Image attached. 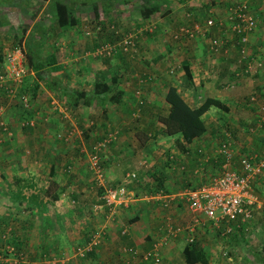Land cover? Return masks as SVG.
<instances>
[{
    "label": "crops",
    "instance_id": "crops-1",
    "mask_svg": "<svg viewBox=\"0 0 264 264\" xmlns=\"http://www.w3.org/2000/svg\"><path fill=\"white\" fill-rule=\"evenodd\" d=\"M29 1L30 5H25V8L0 5V16L7 21L4 24L7 27L0 24V60L4 63L7 52L20 46L23 50L22 60L27 65L29 57L33 56L27 49L26 40L34 31L42 38L44 55H53L54 64H59L51 73L58 75L69 87L88 92V96L79 94L80 101L73 105L71 97L39 81L37 95L27 107L32 115L20 117L17 114L19 101L3 103L7 104L5 117L12 134L6 133L0 142V230L5 231L6 227L9 233L7 239L0 238V248L3 249L0 252V264H121L124 261L126 264H148L142 252L162 236L168 235L166 231L172 225L179 230L169 236L166 244L160 246L161 264H169L175 255L183 256L182 250L188 237L194 235V239H197L198 233H201L199 229L203 230L207 221V218L200 217L199 226L190 229L189 225L198 215L189 209L186 200L179 195L182 185H197L208 180V176L220 166L223 155L219 152L217 142L220 139L212 132V128L221 123L210 125L213 122L208 123L206 120V117L214 118L212 113L215 111L221 113V109L215 106L203 115L206 131L191 141L180 137L181 146L176 141L177 134L165 135L160 131L158 115L167 110V83L176 86L184 99L193 106L200 104L205 96L223 100L229 107L231 122L228 126L233 129L232 141L238 151L249 154L264 150V111L261 110L258 93L262 84L260 68L264 66V33L261 39L255 34L256 28L248 35L245 46L251 54L250 60L254 67L249 73L245 71L244 63L238 61L239 42L237 45L231 42L233 36L228 35V29L216 24L217 20L225 24L229 22L228 7L235 1L245 0H201L209 1L215 24L207 26L198 19L196 22L201 24L204 32L191 40L181 35V39L173 41L169 37L177 27L186 26L183 24L187 19L185 7L181 0H148L155 10L148 15L141 5L143 13L139 16L133 15V12L122 15L105 13L103 10L92 13L87 0H71L77 21L67 26L53 24L50 0H45L41 5H37V0ZM124 4L127 2L124 1ZM250 11L257 19V27L260 22L263 25L262 14L257 10ZM38 21L41 26L35 28ZM146 21L156 23L157 28L154 33L136 34L132 47L134 52L137 51L136 57L133 55L131 59L122 54L123 51L109 58L106 55H94L93 50L97 46L109 43L110 35L112 38L123 36L131 30L136 31ZM173 27L175 29L171 31ZM169 33L167 39L170 41H166L165 36ZM223 35L230 40L223 41ZM9 36L16 40L8 39ZM18 36H23L21 42ZM214 37L221 40L220 48L211 46ZM253 44L260 52L249 51ZM185 59L189 61L190 77L185 75L182 67ZM110 60L120 70L118 74L110 67ZM172 63L175 68L180 66L178 77L173 81L165 80L160 71ZM84 64L91 70L89 77L84 74ZM142 65L145 69H141L143 74L140 77L133 76L134 73L131 78L122 74ZM109 69L113 70L110 75ZM149 70L154 71L157 77H152ZM34 72L31 69L29 73L33 74L32 81L37 79ZM254 74L255 78H251ZM152 79L156 82H151ZM235 80L237 86L233 85ZM229 85H233V88L226 90ZM136 89L139 90L137 94ZM1 98L4 101L6 98L12 99L0 92ZM52 102H57L59 109H54ZM22 119L30 123L22 124ZM70 124L74 125V135L81 137L80 133L86 132L82 137L89 150L85 149L82 138L69 142L56 139L55 133L69 130ZM111 130L115 132L114 138L101 152L106 183L117 185L128 173L134 171L137 174L127 183L135 195L113 210L100 198L101 187L95 184L87 162L92 144ZM15 135L20 139L15 138ZM77 153L87 154V159L84 156L81 163ZM198 163H202V167L203 164L208 165H205L208 168L205 176L202 173L198 177ZM68 164L72 165L70 170L67 169ZM262 173L264 175V169ZM47 189L59 193L58 198L51 200ZM34 194L38 195V199H33ZM259 197L257 206L264 207V193ZM48 198L50 202L54 201L49 213L61 217L62 221L53 220L46 214L50 207ZM75 199L77 208L69 202L74 203ZM78 200L89 204L86 209L92 220L91 228L85 225L84 236L80 238L75 235L71 237L70 232L66 235L61 232L72 225L64 221L67 219L64 214L71 212L75 215L76 209L83 210L79 208ZM19 209L26 210V214L15 215L14 212ZM184 210L192 214L186 224L177 222L181 218L180 212ZM43 211L42 221L39 213ZM58 225L63 226L62 230ZM80 226L83 227L82 224ZM50 227L59 229L52 232ZM89 228L103 230L100 244L85 256H74L76 245L86 237ZM123 228H126V232L122 234ZM32 229L38 233L37 236L30 233ZM12 232L14 237L11 236ZM128 246L134 247L136 253L129 254L124 250ZM70 248H73L72 252ZM44 250H48L53 257L47 259L42 256ZM63 255L66 259L60 260L58 257ZM257 263L261 264L259 261Z\"/></svg>",
    "mask_w": 264,
    "mask_h": 264
},
{
    "label": "built area",
    "instance_id": "built-area-1",
    "mask_svg": "<svg viewBox=\"0 0 264 264\" xmlns=\"http://www.w3.org/2000/svg\"><path fill=\"white\" fill-rule=\"evenodd\" d=\"M209 10L213 11L212 8ZM250 10L251 8L246 0L235 1L228 7L227 13L230 27L240 34L242 44L239 47L238 61H246L245 71H250L252 68V60H248L247 55L249 52L245 43L248 41L249 33L257 28V19ZM212 22V16L206 20V24ZM153 24V22H149L145 26L141 25L136 31H129L121 40L114 44L107 42L97 46L93 50L94 55H110L112 52L117 51L118 48L123 51L129 50L134 45L136 34L143 30H153ZM180 29L185 31L188 36H195L204 32L199 22H195L193 27L182 26ZM174 36L176 37L177 34L175 33ZM219 42V38H213L211 46L217 48ZM22 53L23 50L20 46H16L7 52L5 61L0 67V90L3 91L0 92L6 93L9 98L18 96L17 98L22 101L23 105L29 107V95L26 93L18 95V88L23 80V75L26 74ZM135 93H139V90L136 89ZM51 104L54 109H59L60 107L57 102H52ZM260 106L261 110L264 111V104ZM6 109L7 104L0 103V132L11 135L12 132L5 117ZM21 123L29 124L30 122L24 119L21 120ZM74 133L75 130L72 128L66 131L60 130L55 133V137L68 140ZM114 135L115 132L111 130L103 138L96 140L88 152L87 160L95 184L103 188L100 198L111 210L135 195L134 192H131L127 183L137 175L133 171L128 173L121 180V183L117 185H108L106 183V175L101 162V152L107 143L114 138ZM219 152L225 155L221 171L198 185L185 186L179 192V195L186 200L189 209L198 215L194 222L189 225L191 230L195 229L196 225L199 226L200 217H204L214 224L227 223L228 225L225 226L227 231H229L232 227L246 224L253 216L254 206L259 202L257 193L255 194L253 191L252 182L255 175L263 172L264 150L260 152L252 151L247 155L239 156L238 160H236L235 156L238 153V148L230 140L227 143L222 142L219 146ZM235 161L239 163L237 168L233 167ZM71 168L72 165L68 164L67 169L70 170ZM178 230V227L169 226L166 231L168 235L162 236L160 240L153 242L147 250L142 252L144 260H147L148 264H161V245L166 244L169 236ZM125 232L126 228H123L122 234ZM102 235V229L98 228L96 231H92L83 244H78L75 247L74 253L78 256L86 255L100 244ZM193 239L194 235H190L187 240L190 242ZM124 250L129 254L136 253V249L132 246H128ZM121 264H126V261L121 262Z\"/></svg>",
    "mask_w": 264,
    "mask_h": 264
},
{
    "label": "trees",
    "instance_id": "trees-1",
    "mask_svg": "<svg viewBox=\"0 0 264 264\" xmlns=\"http://www.w3.org/2000/svg\"><path fill=\"white\" fill-rule=\"evenodd\" d=\"M50 1L52 2V8H53L52 20L55 23H57L59 26L73 25L76 23L77 18L74 14L75 9H73L71 6L72 5L71 0H50ZM44 2H45V0H37V5H41ZM181 2L183 3V6L185 7L184 12L186 14L185 16H186L187 20L190 18L189 15H191V14H193V17L195 19H199V14H200L203 17V19H201V20L206 24V20L208 18H211V16H212V18L214 17L213 11L209 10L210 9L209 1L204 2L201 0H181ZM143 7L146 10V11L144 10V12L148 15L152 14L153 11L155 10L154 9L155 6L152 5L150 2L144 3ZM93 8H94L93 10H95L96 6H94ZM32 9L34 10V6ZM94 12L95 11H93L92 13H94ZM218 21L219 20L216 21V24L218 23L224 29H228V31H227L228 35L232 34L233 38H231V39L232 40L236 39V41L239 42V47H240V44H242V42L240 41V34L237 31H234L230 27V23L227 22L225 24V23H221ZM195 22L196 21H194V23ZM194 23L193 22L192 23L184 22L183 24H186V26L188 25L187 27H193ZM36 24H37V28H39V26H41L40 21H38ZM155 24H153L154 27H153L152 31H155L157 28V26ZM212 24H215L214 19H213L212 23L206 24V25L210 26ZM180 27H177L176 31L174 32L177 34L176 37L174 36L175 39H178V37H181V35L189 37V38H195L196 37V35L195 36L186 35L185 34L186 32L182 31L180 29ZM35 28H36V25H35ZM35 30L38 31V29H35ZM131 31H135V30H131ZM152 31L151 30H143L142 34L145 33L147 35V34L153 33ZM125 34L123 36L120 35V37L119 36H117V37H119V40H121L125 36ZM35 36H37V35L34 33V31L31 32V34H29L27 37L26 43L28 46L27 49H28L29 53L31 52V48L34 47L33 51L35 52L34 53L35 56L32 54L33 57L32 58L29 57V59H28L29 63H27V64L29 65L30 69H34V71H35L34 75L36 76L37 79H36V81H32L31 79H28V77H23V80H22V82L18 88V95H20V93H26L29 95V97L31 99H34V97H36L38 89H39V85H40L39 81H43L48 86H51L52 88H54L58 92L71 97V102L73 103V105H77L78 101H80L79 99H81V95H79V94H83L82 96H84V95L88 96V92H86V91L83 92L82 89H76V88L69 87L68 84H64L62 82V80L60 79V77L58 75H55V74L53 75L51 73V71L53 69L59 67V64L58 65L54 64L55 63V57H53V55L41 56L39 54V52L37 50L38 48H36V42H35V46L33 44H31V39H33ZM19 37L20 36H18V38ZM39 37H41V36H39ZM112 38H114V37H112ZM112 38L110 35L109 43H111V44H114L117 41H119V40H117V41L113 42ZM214 38H217V37H214ZM228 38L229 37H227L225 35H223V37H222L223 41H226V39H228ZM228 40H230V38ZM228 40H227V42H228ZM220 45H221V40L219 42V46H217V47L220 48ZM118 51L122 52L123 50L118 48L117 51H114L110 55H106V56L111 57L113 55H117ZM247 57H248V59H250L251 54L249 53L247 55ZM150 62H148L149 65L151 64ZM242 63H244V66H246V61L243 60ZM2 64H3V60L2 61L0 60V67L2 66ZM188 64H189L188 60L185 59L182 61V67L185 71V75L187 77H190L191 73H190ZM147 78H150V77H147ZM261 87L262 88H260V90H259L260 91L259 92V99L261 100L260 105H263L264 104V86H261ZM5 95H6V93H5ZM83 99L86 100V98H83ZM165 102L167 104V110L165 112L161 111L158 115V121L161 125L160 131L165 135L177 134L176 141L180 146L182 145V141L180 140V137H183L187 141H191L195 137L200 136L201 134H203L206 131L207 126H206L205 120L203 118V115L212 106L220 108L221 113H222V114L220 113V115H219V117L221 119V121H220L221 125L218 127L212 128L213 129L212 132L214 134H216V137L218 139H220L217 141L218 145L220 146L222 144V142L227 143L228 141L232 140V136L234 135L233 129H231V127L228 126L229 119H230V116L228 113L229 107L220 98L215 97V96H205L202 99V101L200 102V104H198L197 106H193V105H190L184 99L183 95L178 91L176 86H174L173 84H170L168 82L166 93H165ZM17 106L19 107V111L17 112V114H19L20 117H22V116L28 117V116L32 115L31 110L29 111V108L24 106L22 101H20V99H19V102L17 103ZM210 125H213V123H211ZM217 138H215V139L217 140ZM222 155H223L222 156L223 159H221V164H220L221 169H222V164H223V161L225 158L224 153ZM242 155H247V154H245L239 150L237 155L235 156L236 157L235 159L238 160V157L239 156L241 157ZM235 163L239 164L238 161H235ZM219 172H217V173H219ZM262 174L263 173L261 172V173L255 175V178L253 179V182H252V185H254V189L255 190L257 189L261 194L264 193V180H262L263 179ZM213 175H215V174L214 173L210 174V176H208V179H209V177L211 178V176H213ZM256 181H261V183L258 185V184H256L257 183ZM102 190H103V188H101V191ZM47 191L49 193V198L51 200H55L58 198L59 193H57L55 191L52 192L50 189H47ZM32 196H33V199H36V198L38 199V195L34 194ZM244 223H246V222H244ZM97 229L98 228H95L93 230L90 229L91 231L88 230V234L86 233L87 234L86 237H84L78 244H83L84 241L87 240V238L90 236L91 232L96 231ZM13 233L14 232H12V235H11L12 237H14ZM5 234H7V233H5ZM196 236L197 235H195V237ZM196 238L197 239H193L190 242L188 241L182 250L183 259L187 263H197V262L205 263L206 262V260L204 259L203 241L201 240V237H196ZM16 246L18 247L19 245H16ZM19 247L21 248V246H19ZM94 250L95 249H92L91 252H93ZM41 254H42V256H46L45 258H47V259L53 257L52 255H50L48 253V250H44V252H42ZM254 259H255V261H259L261 264H264V249L261 252L256 253V257H254ZM57 264H61V263L59 262Z\"/></svg>",
    "mask_w": 264,
    "mask_h": 264
},
{
    "label": "rangeland",
    "instance_id": "rangeland-1",
    "mask_svg": "<svg viewBox=\"0 0 264 264\" xmlns=\"http://www.w3.org/2000/svg\"><path fill=\"white\" fill-rule=\"evenodd\" d=\"M124 1L127 2V4H124ZM130 1L131 0H87V3L89 4V7H90V9L92 11H100V10H103L105 13L116 12V13L122 14V15L131 14L133 12V15H138L139 16L140 14L143 13L142 8H141V5H143L146 2H150L148 0L147 1H144L143 0L144 2H142V0H133L132 2H130ZM0 2H1L0 5L10 4L11 7H14V5H16V6H20L22 8H25V5H30V1L29 0H0ZM247 3L249 5V7L251 8V10H255V11L257 10V11L260 12V14H262V18H263L262 19V23H263V25L260 22V25L257 27V30L255 31V34H258V36L261 39H263V33H264V0H247ZM159 4H162V3H159ZM94 6H96L95 10H93L94 9L93 8ZM82 13H84V12H82ZM189 16H190V18L188 20L186 19L185 22H187V23L188 22L189 23H192L193 22L194 23V21H197L198 20V19H195L193 17V14H191ZM200 19H203V17H202V15L199 14V20ZM6 22H7L6 21V18L3 17V16L2 17L0 16V24L2 26H4V24ZM149 22H151V21H146L142 25L145 26ZM53 24L56 25L57 23L54 22ZM35 25H36V28H37V24H35ZM177 26H178V24H177ZM4 27H7V26H4ZM175 27H173L171 29V31H174ZM11 29H13V28H11ZM13 30L16 32L15 29H13ZM41 30H42V28H41ZM155 31H152V32L154 33ZM170 33L168 34L167 37L165 36L166 41H170V40L173 41L175 39V37L173 38V36L175 35V33L171 34V37L172 38L169 37L170 36ZM141 35H143V34H141ZM141 35H140V38H141ZM39 36L40 35H37L33 39H31V44H33L35 46V42H36V48H38L37 50H38L39 54L41 56H45L44 55V52H42V51H44V49L41 47L42 44H43L42 43V39ZM5 37L7 38V36H5ZM119 37L112 38L113 39L112 41L115 42V41L119 40ZM168 37L170 38V40L167 39ZM185 38L187 40H191L192 39V38H187V37H185ZM8 39H12L14 41L16 40L15 37L13 38V37H10V36H9ZM22 39H23V36L18 41L21 42ZM179 39H181V37H178V39H176V40H179ZM231 42H233L235 45H237L236 39L231 40ZM33 49H34V47L31 48V53L34 55L35 52L33 51ZM147 50H149V49L147 48ZM249 51H251V52H255V51L256 52H260L258 49H256V44H255V46H254V44L251 45V47H249ZM123 52L124 53H122V54H125L126 56H129L131 59L134 56L135 57L137 56V51L134 52V50L132 49V47H130V49L128 51H123ZM133 52L135 54H132ZM233 52L235 53L236 51H233ZM120 53H121V51H118L117 54H120ZM140 53H143V51L140 52ZM144 53H149V52L144 51ZM149 54H151V53H149ZM149 54H146V56H149ZM0 55H1V52H0ZM144 60H146V59L144 58ZM108 63L110 65V67L113 70H115V73L118 74L120 70H118L116 67H114V65L112 64V60L108 61ZM169 63H170V61H169ZM23 64H24L25 70H26V74H24L23 77H28V79H32L33 74H29L30 73V70H31L30 67H29V65L28 64L25 65L24 62H23ZM173 65H174V63H172L171 66H169L167 64V66L164 67L160 71V73H162L164 75V79L165 80H169L170 79L171 81H173L174 79H176L178 77L177 76V73L180 70V66L179 67H176L178 70H175L176 68ZM84 67H85V68H83L84 71H85L84 74L85 75H88V77H89L91 75V72H90L91 70L89 71L88 70L89 68L85 64H84ZM112 69H109V75L113 72ZM141 69H143V70L145 69L144 65L139 66L137 69H134L132 71L126 70V72H123L122 74L123 75L126 74L127 77L131 78L132 77V74L134 73L133 76L140 77L141 74H143V70H141ZM252 70H254L253 64H252L251 70L248 71V72L250 73ZM260 70H261L260 72L262 73L261 74V76H262L261 77L262 84H260L259 90H260V88H262L261 86H264V66L261 67ZM148 73L152 77L153 76H156L157 77V75H155V72L154 71H150L149 70ZM255 73H257V72H255ZM171 74H173V75H171ZM254 76H255V74L253 75V77L251 76V78H255ZM149 79L150 78H148V80ZM151 82H156V80L152 79ZM233 85L234 86H237L236 80L233 82ZM233 85H229V88L226 87V90H231L233 88L232 87ZM259 90H258V93L260 92ZM158 94H159V92H158ZM32 100L33 99H31L29 97V104H30V101H32ZM18 101H19V99L17 97L12 98L10 100H8L6 98L5 101H4L3 98H1L0 103H8V102H10L11 104H13V102L16 103ZM215 108H217V107H215ZM212 115H213L214 118H212L210 116V117H206L207 119L206 118L205 119L207 120L208 123H210L212 121L213 124H218L221 121L220 120V117H219L220 113L218 111H215V112L212 113ZM230 119H231V116H230ZM74 121H75V119H74ZM230 122L231 121L229 120V123ZM72 126H74V125L70 124V128H72ZM89 126H91V125H89ZM51 133L54 134L52 130H51ZM84 133H86V132L83 131V132L80 133L81 134V137L76 136V135H73L72 137H70L65 142L72 141L73 139L74 140H77L79 138H82L83 139L82 142L84 143L85 149H88V146L86 145L87 144L86 143V140L84 139V137H82V136H84ZM4 136H6V135L3 134V132H0V137H4ZM14 137L17 138V139H20L16 135ZM232 138H233V136H232ZM13 140H14V138H13ZM58 140H60V139H58ZM62 141H64V140H62ZM0 142H1V140H0ZM82 152L85 153V151H82ZM83 154L82 153L81 154H78V153L76 154L77 156H80L79 157L80 158L79 160H80L81 163L83 162L82 160H83V157L85 156ZM86 156H87V154H86ZM86 156H85V160L87 159ZM196 165H197V168H198L197 169V173H198L197 175H198V177H201L200 175L202 173L205 176V174L207 173V169H208V168H206V166H208V165L207 164H203V167H202V163H200V164L198 163ZM212 167H214V165ZM233 167H236L237 168L238 165L236 163H234ZM220 170H221V168L219 166L217 170L215 169L214 174H216ZM263 176L264 175H262V178H263ZM192 182L193 183H197V182H194V181H192ZM256 182H257L256 184H258V185L260 184L259 181H256ZM194 185H196V184H194ZM185 186H190V185H189V183H187L184 186L182 185V187H185ZM252 188H253L254 193L255 194L257 193L258 199L260 200L259 195L261 193L257 189L256 190L254 189V185H252ZM85 198H88V197H85ZM47 201H49L48 202L49 203L48 206L50 205V207L47 208V213L46 214L49 217L51 216V218L53 220L62 221V218L61 217H55L54 214H50L49 213V210L51 208V204H54V201L53 202H50V199L49 198H48ZM69 202H70V204L72 206H74L75 208H77V206H78L77 200L74 203L71 202V201H69ZM83 202L82 201H79V208H83V210H77L76 209L75 215L72 214L71 212L68 213V214H64L65 217L67 218V219H64V221H68L70 224H72L69 228H66V229H63V230H62L63 226L61 227L60 225H58V227H61L60 228V230H62L61 232H63L65 235L70 232V235H72L71 237H73V235H75L78 238H80L81 235L84 236V226L85 225H89V227H90V224H91V221L92 220L89 219V215L90 214H89V212H87V209H86V206H88L89 204H85ZM257 204H259V203L257 202ZM31 212L36 213L35 211H31ZM14 214L17 215V216H23L24 214H26V210L19 209L18 211H15ZM29 214H30V212H29ZM42 214H45L44 211L41 214L39 213V215H40L39 218L40 219L42 218ZM33 215H35V214H33ZM191 216H192V214H190L189 212H187V211L184 210V211L180 212V217L181 218L177 222L186 224L190 220ZM52 219H51V221H52ZM41 220L43 221L44 218H42ZM81 224L83 225V227L80 226ZM229 224H231V223H229ZM180 225H182V224H180ZM225 225H228V224L227 223L214 224L212 222H209V220L207 219L206 224L203 226L204 227L203 230H202V228L199 229V232H201V233L200 234L198 233V237H201V240L203 241L204 259L206 260V262L205 263L197 262L195 264H259L253 258L256 257V253L261 252L263 250V248H264V207H261V205L254 206L253 216H252V218H250L249 221H247L246 224H241L239 226L232 227L229 231H227ZM55 226H57V225H55ZM90 228H89V230H90ZM5 229H6L5 231H3L2 229L0 230V238L1 239H7L8 236H9L6 227H5ZM50 229H51L52 232H55L59 228H57V227L56 228L55 227H50ZM5 233H7V234H5ZM30 233L33 234V235H36V236L38 234V233H35L33 229L31 230ZM3 246L6 247V245H4V243H3ZM1 247H2V244H1ZM2 250L3 249L0 248V252H2ZM70 251L72 252L73 251V248H70ZM69 256H71V255H69ZM74 256H75V253H74ZM228 256H231V257L228 258ZM58 258L60 260H62L64 258L66 259V256L63 255V256L58 257ZM171 260H172V262H170L169 264H187L185 262V260L183 259V256L181 254L180 255L179 254L178 255H175V257L172 258Z\"/></svg>",
    "mask_w": 264,
    "mask_h": 264
},
{
    "label": "clouds",
    "instance_id": "clouds-1",
    "mask_svg": "<svg viewBox=\"0 0 264 264\" xmlns=\"http://www.w3.org/2000/svg\"><path fill=\"white\" fill-rule=\"evenodd\" d=\"M184 188V187H183ZM188 242V241H187ZM161 257H162V255H161Z\"/></svg>",
    "mask_w": 264,
    "mask_h": 264
}]
</instances>
